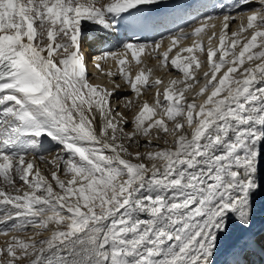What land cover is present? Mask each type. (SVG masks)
<instances>
[{"label":"snow or ice","instance_id":"1","mask_svg":"<svg viewBox=\"0 0 264 264\" xmlns=\"http://www.w3.org/2000/svg\"><path fill=\"white\" fill-rule=\"evenodd\" d=\"M251 3L211 4L213 12L243 10L230 44L225 41L235 18L228 14L216 47L217 25L208 21L217 17L206 12L190 33L181 29L171 36L168 51L189 35L213 29L205 83L186 99L185 91L199 83L192 66H203L195 52L205 54L194 39L170 62L183 79L164 87L163 100L157 88L155 104L145 100L129 120L112 107L113 91L87 79L86 22L127 34L116 62L140 96L142 88L162 81L149 82L143 69L132 77L123 67L125 53L140 63L139 53L150 45L132 36L154 24L166 0H0V179L14 188L18 178L31 189L11 195L0 188V233L36 229L35 237L11 236L0 247V264H219L222 251L232 256L224 264H249L245 257L257 246L255 198L264 190V176L257 178L264 143V0L249 11ZM246 31L250 37L237 53ZM110 56L117 53L104 51L95 60ZM125 107L135 105L128 101ZM129 123L132 131L126 132ZM153 129L164 146L130 151L133 141L139 147L140 136L153 146ZM46 139L61 148L46 161L56 168L55 186L25 158ZM61 169L71 178L60 179ZM259 246L264 248V229Z\"/></svg>","mask_w":264,"mask_h":264},{"label":"bare ground","instance_id":"2","mask_svg":"<svg viewBox=\"0 0 264 264\" xmlns=\"http://www.w3.org/2000/svg\"><path fill=\"white\" fill-rule=\"evenodd\" d=\"M201 1V0H166L167 7L162 8L160 12H163V16L158 17L155 19L154 24H164V25H171L175 26L174 28H179L180 26H186L183 29L184 32L190 33L192 29L195 26H198L200 22V16L197 20H193L192 17H186L189 15V12L187 11L188 7H191L195 5V2ZM208 6H204L201 3L197 5V7H194L193 10L195 13H208L211 15H214L215 19L208 21L209 25L216 24L217 27L215 29L216 36L212 40V47H216L219 44V32H220V24L223 20V16L228 14L235 19L230 22V28L228 30V34L226 36V44H230L231 42V32L237 31L238 26L241 24L240 16L242 14L243 10H233L228 11L227 9L223 12L219 11L217 9L215 12L211 9V4L213 2H217V0H207L204 2ZM219 3H224L231 5L232 0H218ZM199 6H203L204 8L199 9ZM257 0H252V3L248 6V10H255L258 7ZM159 12V13H160ZM182 14V17L185 19L184 22L181 21L178 23V17ZM188 22V23H185ZM244 23L246 24V19L244 20ZM160 29H162L160 27ZM213 29L206 28L204 31L197 37H193L191 35L187 36L185 39H181L178 41V43L172 47L171 51H168L169 45L171 44V41L165 40L163 41V37L161 35L162 32L157 33L156 40L152 43H144L146 45H150V47H147L142 53H139V60L140 63L137 64L134 60H132V53L131 51H128L125 53L126 56V62L123 65L124 69L128 72H130L132 77H135L136 73L140 71L141 69L144 70L145 74L148 77L149 82L155 81L157 78H159L162 83L160 85H153L151 87H146L141 89L140 96H137L135 92H133L130 89V85L124 82L123 78L119 74V68L120 66L117 64V59L122 58L120 54H117L116 57H106V59H101L99 61L95 60V57L98 55H102V53L99 51L98 48H93L91 45L89 46V42L87 41L84 45L85 53L87 56V79L90 83L96 84V85H102L105 88H108L110 91H113V96L111 97V105L112 107L116 108L118 111L124 114V116L128 117L129 120L134 116L135 112L139 110L140 104H142L145 100L148 101L150 105L155 104L157 96V88L160 90V100H163V89L166 87L169 82L173 79L181 80L183 79V75L176 69H174L171 66V59L172 57L176 56L177 52L180 51L181 48H187L192 45V42L194 39L200 41L202 43V47L204 48L205 54L201 55L200 52H195V55L198 57V59L202 62L203 66L200 69H196L195 65L192 66L191 71H193L196 76L198 77L199 83L194 85L193 90L185 91L184 95L188 101H191L194 98V91H198L199 87L202 86L205 83V78L203 76V72L207 70V57H206V51L209 47V40L208 37L212 35ZM94 36V40L97 36H105L107 39L108 35L110 37L114 38L115 34L110 32L109 30H101L100 26L92 24L91 22H86V35ZM250 37V31H246L244 33H240L241 38V44L236 46V52H239L240 47H242L243 43L246 42L247 38ZM160 43V47L156 48V43ZM259 43V38H258ZM259 48L254 49L253 51H258ZM124 51V49L122 50ZM168 51V57L167 62L161 63V61L164 59L163 53ZM93 56V58H92ZM181 57H188L189 53L187 52H181ZM219 58V52H217V55L214 57V59L218 60ZM226 59H231V55L226 57ZM92 60V61H91ZM258 62V61H255ZM254 62V63H255ZM110 63V64H109ZM99 65V71L101 72L100 79H95L94 76L91 73V70L95 65ZM245 66H247V61ZM227 65H225L226 70ZM150 70V71H149ZM222 70V71H223ZM109 73H112L114 75H109ZM219 75V74H218ZM186 83H193L192 80L186 81ZM115 85H120L119 88H115ZM139 87V85H138ZM175 88L179 89L183 87L182 84L175 85ZM202 98H197V103H199V100ZM131 101L135 107L133 108H126L125 104ZM159 109L157 112L159 113ZM169 127H171V123H169ZM125 131H132V125L129 123ZM161 137H164V133H160ZM156 130L153 129V146H145V141L148 139V137L140 136L138 137L140 144L139 147L136 146V142L133 141L132 147L130 148V151H151L155 150V146H164V139L156 140ZM166 139L171 143L172 137L169 135L166 137ZM125 144L128 143L127 139L123 141ZM49 153V154H48ZM58 154H61V148L56 145L55 141H51L49 139H46L43 141L42 147L38 148L37 151H27L25 153V158L32 159L36 165L41 170V174L44 175L53 185L55 186V182L51 179V172L55 171L56 168L52 163H46V161H52L53 158L57 157ZM40 157H43L41 159ZM58 175L60 179L67 180L70 179V176H65L63 173V170L61 169L58 172ZM261 176H264V143H261L259 145V157H258V172H257V178L260 179ZM0 188H3L6 192H8L11 195H22L24 191H31L30 188H28L27 185H24L22 181H20L18 178L15 179L14 182V188L19 189V192L14 191L13 187H9L7 184L4 183L2 179H0ZM56 191H60L58 188H55ZM256 206L258 209L257 213V219L254 225V231L256 232L255 239L257 240V246L254 247V249L245 257V259L249 262V264H264V248H261L259 246L260 241V233L261 230L264 229V212L259 211L262 207H264V190L257 193L255 198ZM4 221V215L0 214V222ZM10 222L8 224H5L4 226H9ZM52 225H49V228H52ZM35 226H29L26 230H21L19 232H13L8 231L7 235L0 233V247L5 246V242L13 235L20 236L22 238H28V237H35ZM39 235L41 237H46L49 235L48 231H40ZM230 241H225V246L229 244ZM219 264H224L225 261H230L232 259L231 253L222 251L218 257Z\"/></svg>","mask_w":264,"mask_h":264},{"label":"rangeland","instance_id":"3","mask_svg":"<svg viewBox=\"0 0 264 264\" xmlns=\"http://www.w3.org/2000/svg\"><path fill=\"white\" fill-rule=\"evenodd\" d=\"M213 1H215V0H213ZM49 154V153H48Z\"/></svg>","mask_w":264,"mask_h":264}]
</instances>
